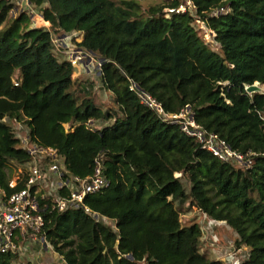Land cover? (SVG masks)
Masks as SVG:
<instances>
[{
  "label": "trees",
  "instance_id": "1",
  "mask_svg": "<svg viewBox=\"0 0 264 264\" xmlns=\"http://www.w3.org/2000/svg\"><path fill=\"white\" fill-rule=\"evenodd\" d=\"M192 1V14L167 15L182 5L169 0L142 15L139 0H32L51 30L83 34L79 46L101 61L99 80L115 99L114 113H104L86 88L84 98L76 95L74 65L57 59L51 31L30 29L26 14L0 31L5 196L24 188L9 183L31 161L11 121L27 125L32 143L56 149L74 177L90 178L104 158L110 185L85 199L90 213H45L44 236L65 264H224L201 253L200 225L182 224L177 205L186 204L237 234L238 247L250 251L242 264H264V93L247 91L264 85V0ZM12 9L0 1V27ZM201 19L220 53L196 31ZM140 92L168 115L189 110L231 149L254 155L251 167L219 161L180 124L142 104ZM96 121L113 124L94 129ZM17 261L0 254V264Z\"/></svg>",
  "mask_w": 264,
  "mask_h": 264
},
{
  "label": "built area",
  "instance_id": "2",
  "mask_svg": "<svg viewBox=\"0 0 264 264\" xmlns=\"http://www.w3.org/2000/svg\"><path fill=\"white\" fill-rule=\"evenodd\" d=\"M180 1L181 7L177 10H168L167 15L192 14L195 11L192 0ZM17 4L19 8L14 7L13 12L17 13L20 7L25 8L24 5L29 10L33 9L32 0H17ZM218 14H221V11ZM139 97L142 104L166 120L180 124L188 137L194 139L219 161L238 168L251 167L253 163L251 156L254 155H243L231 149L218 135L208 133L199 126L189 110L179 116L168 115L162 105L151 96L140 92ZM21 143L30 154L31 161L17 167L18 172L10 181L9 188L15 189L20 183L24 184V188L9 197L0 189V254H12L17 257L23 256L22 252H32L36 246H40L44 251L49 250L50 245L44 236L46 212L62 213L83 208L90 213L84 205L85 199L110 185L105 175L102 156L96 159L93 176L80 179L69 174L65 159L56 149L32 143L29 136Z\"/></svg>",
  "mask_w": 264,
  "mask_h": 264
},
{
  "label": "rangeland",
  "instance_id": "3",
  "mask_svg": "<svg viewBox=\"0 0 264 264\" xmlns=\"http://www.w3.org/2000/svg\"><path fill=\"white\" fill-rule=\"evenodd\" d=\"M113 1H115L118 5H122V1L131 0ZM168 1L169 0H139L142 9L141 13L142 15H147L151 7L162 6ZM10 2L15 8H19L17 0H10ZM23 7L25 8L20 7V9L17 10V13L12 10L10 11L6 21L1 25L0 31L7 29L12 21L19 18L22 14H26L29 18L30 22L28 26L30 29H45L47 31H51L54 53L57 59L60 62L70 61L74 65L75 72L73 79L76 82V95L79 96L80 99L84 98L85 94L81 93V91L83 88H86L89 92V97L93 99L95 104L99 106L104 113L118 112L113 95L105 90L103 85L100 83L99 76L102 66L101 61L94 54L84 51L79 46V44L83 41V34L74 31H53L51 30V24L44 20L40 9L34 8L33 6L32 11L26 8L25 5ZM45 7H47V5ZM165 13L168 14V10H165ZM194 27L211 51L216 53L221 52L220 47L216 42V34L206 27V22L204 20H196ZM257 86L260 89L259 93H264V85L257 84ZM10 124L21 142L24 141L29 135L27 125L15 121H11ZM110 124H113V121H96L92 124V127L94 129H102L106 125ZM65 127L67 131L70 130V125H66ZM16 172H18L17 168L15 169V173ZM177 177H180V175H177ZM183 184L189 192L191 186L186 179H183ZM177 206L181 211V221L184 226L191 223H197L200 225L202 230V254H206L211 260L221 261L224 264H242L245 260H247L250 252L249 249L245 246L238 247V236L226 223L213 221L208 216L203 214L196 206H192L190 204H186L183 207H180L179 205ZM98 219L116 230L114 222L106 219ZM49 247L48 253L54 260V262L50 264H65L64 260L53 250V248L51 246ZM22 253H24L23 256H18V261L15 264H43L42 257L46 254L40 246H36L32 252Z\"/></svg>",
  "mask_w": 264,
  "mask_h": 264
},
{
  "label": "crops",
  "instance_id": "4",
  "mask_svg": "<svg viewBox=\"0 0 264 264\" xmlns=\"http://www.w3.org/2000/svg\"><path fill=\"white\" fill-rule=\"evenodd\" d=\"M48 252L49 251H45L46 254L42 257L43 264H50L54 262L53 258L51 257V255H49Z\"/></svg>",
  "mask_w": 264,
  "mask_h": 264
},
{
  "label": "water",
  "instance_id": "5",
  "mask_svg": "<svg viewBox=\"0 0 264 264\" xmlns=\"http://www.w3.org/2000/svg\"><path fill=\"white\" fill-rule=\"evenodd\" d=\"M247 91L250 93V94H257L259 93L260 89L259 87L257 86V84H254L253 86L249 87L247 89Z\"/></svg>",
  "mask_w": 264,
  "mask_h": 264
}]
</instances>
